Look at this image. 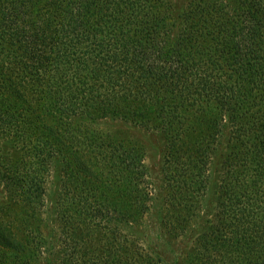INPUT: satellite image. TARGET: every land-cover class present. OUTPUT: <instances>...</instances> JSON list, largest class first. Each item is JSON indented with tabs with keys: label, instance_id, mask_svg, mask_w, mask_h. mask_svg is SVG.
<instances>
[{
	"label": "trees",
	"instance_id": "obj_1",
	"mask_svg": "<svg viewBox=\"0 0 264 264\" xmlns=\"http://www.w3.org/2000/svg\"><path fill=\"white\" fill-rule=\"evenodd\" d=\"M107 119L167 139L161 217L173 233L192 219L215 144L228 147L219 246L233 264H264V0H0L13 196L42 202L53 160L63 164L57 236L25 223L18 239L0 222V264H154L113 237L114 221L150 208L146 151Z\"/></svg>",
	"mask_w": 264,
	"mask_h": 264
},
{
	"label": "rangeland",
	"instance_id": "obj_2",
	"mask_svg": "<svg viewBox=\"0 0 264 264\" xmlns=\"http://www.w3.org/2000/svg\"><path fill=\"white\" fill-rule=\"evenodd\" d=\"M105 123L108 125L106 128L112 132L125 137L131 135L129 139L138 141L146 151L144 157L142 156L145 171L140 186L145 190L142 199L148 202L150 210L137 215L128 212L123 221H114L117 225L114 239L131 241L140 249V253L154 258V264H199L202 261L208 264H233V257L230 259L226 254L228 248L219 246L220 235L227 230L226 224L230 222L219 215L218 209L223 200L218 190L224 176V156L229 152V148L223 149V144L219 141L215 144L218 149L214 148L215 158L202 172L203 192L195 199L197 206L192 213V219L175 226L178 230L173 233L169 228L162 227L166 221L161 217L170 193L169 187L165 184L164 155L167 139L159 132L136 130L130 124L125 125L121 121L107 119ZM225 133L226 131L222 139L220 138L222 141H225ZM19 157V151L0 140V222L7 229L13 230L18 239L24 231L25 223L29 230L35 231L39 226L45 235L57 236L61 224L59 214L63 178L61 159L57 157L53 160L50 177L43 187L42 202L37 200L41 205H37V202L27 206L13 196L11 184L5 177L6 165H10ZM145 187H148L149 191ZM119 199L120 196L116 194L110 195V201L119 203ZM38 208L41 215L29 218V211L34 210L35 216L38 214ZM95 243L94 247L102 246L97 240ZM35 264L44 263L36 261Z\"/></svg>",
	"mask_w": 264,
	"mask_h": 264
}]
</instances>
